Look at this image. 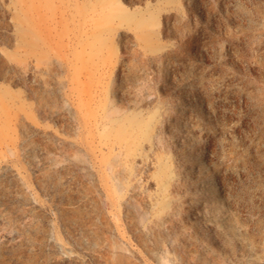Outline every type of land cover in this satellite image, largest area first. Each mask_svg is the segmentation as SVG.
Masks as SVG:
<instances>
[{
	"label": "rangeland",
	"instance_id": "obj_1",
	"mask_svg": "<svg viewBox=\"0 0 264 264\" xmlns=\"http://www.w3.org/2000/svg\"><path fill=\"white\" fill-rule=\"evenodd\" d=\"M0 264H264V0H0Z\"/></svg>",
	"mask_w": 264,
	"mask_h": 264
},
{
	"label": "bare ground",
	"instance_id": "obj_2",
	"mask_svg": "<svg viewBox=\"0 0 264 264\" xmlns=\"http://www.w3.org/2000/svg\"><path fill=\"white\" fill-rule=\"evenodd\" d=\"M82 55L85 56V57H89L91 55V51L88 50V49H84L82 51Z\"/></svg>",
	"mask_w": 264,
	"mask_h": 264
}]
</instances>
